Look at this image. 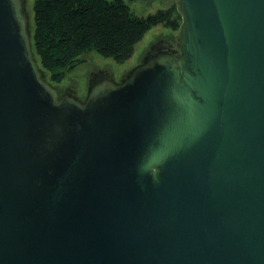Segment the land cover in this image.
Masks as SVG:
<instances>
[{"label": "water", "instance_id": "water-1", "mask_svg": "<svg viewBox=\"0 0 264 264\" xmlns=\"http://www.w3.org/2000/svg\"><path fill=\"white\" fill-rule=\"evenodd\" d=\"M174 3L79 99L0 0V264H264V0Z\"/></svg>", "mask_w": 264, "mask_h": 264}, {"label": "trees", "instance_id": "trees-1", "mask_svg": "<svg viewBox=\"0 0 264 264\" xmlns=\"http://www.w3.org/2000/svg\"><path fill=\"white\" fill-rule=\"evenodd\" d=\"M180 23L174 2L139 17L125 0H34L32 47L51 83H59L84 53L124 63L150 29L177 31Z\"/></svg>", "mask_w": 264, "mask_h": 264}, {"label": "rangeland", "instance_id": "rangeland-1", "mask_svg": "<svg viewBox=\"0 0 264 264\" xmlns=\"http://www.w3.org/2000/svg\"><path fill=\"white\" fill-rule=\"evenodd\" d=\"M126 4L129 6L130 11L139 17H144L149 14L155 13L157 10L165 9L174 2V0H135L129 2L125 0ZM33 3L34 0H26V10L30 17V27L32 31L33 27ZM177 37V31H172L161 25L155 26L150 29L144 37L134 46V51L132 56L124 63H118L110 57H104L95 51L84 53L79 57V61L70 69L66 70L63 79L59 83H52V85H57L58 87L68 86V84L76 83V94L77 96H83L87 91V73L90 71L91 63L102 69L103 66H108L114 76V78H119L123 71L131 69L140 62V57L142 52L149 49V44L155 43L160 39L167 40L174 43ZM46 74V79L49 80V74Z\"/></svg>", "mask_w": 264, "mask_h": 264}, {"label": "flooded vegetation", "instance_id": "flooded-vegetation-1", "mask_svg": "<svg viewBox=\"0 0 264 264\" xmlns=\"http://www.w3.org/2000/svg\"><path fill=\"white\" fill-rule=\"evenodd\" d=\"M101 71H103V70H97L96 72H93L92 74H91V76L93 75V74H95V73H98V72H101ZM114 77V76H113ZM116 81H118L119 79H117V78H114ZM59 89H60V93H63L65 90H67V89H70V88H60V87H58ZM75 94H76V91H75ZM77 95V94H76ZM79 99H83L84 97H82V98H80L79 96H77Z\"/></svg>", "mask_w": 264, "mask_h": 264}]
</instances>
